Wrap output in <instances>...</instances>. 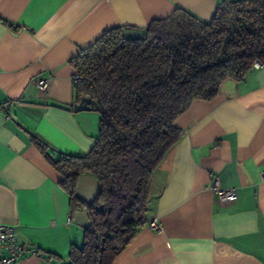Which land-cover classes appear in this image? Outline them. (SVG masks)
<instances>
[{
    "label": "crops",
    "instance_id": "crops-1",
    "mask_svg": "<svg viewBox=\"0 0 264 264\" xmlns=\"http://www.w3.org/2000/svg\"><path fill=\"white\" fill-rule=\"evenodd\" d=\"M222 1L0 0V223L23 246L12 264H67L89 223L86 211L69 214L60 174L31 140L74 155L98 137V112L73 110L71 59L106 30L126 26V38H143L176 9L207 22ZM173 125L181 137L153 172L147 222L112 264H264V67L227 78ZM215 180L236 197L220 201ZM97 189L94 176L79 177L80 199L91 202Z\"/></svg>",
    "mask_w": 264,
    "mask_h": 264
},
{
    "label": "trees",
    "instance_id": "trees-1",
    "mask_svg": "<svg viewBox=\"0 0 264 264\" xmlns=\"http://www.w3.org/2000/svg\"><path fill=\"white\" fill-rule=\"evenodd\" d=\"M127 28L104 31L70 61L75 101L98 103L92 148L47 152L31 137L61 176L69 214H88L67 264H112L147 222L153 172L181 137L174 120L193 100L212 99L227 78L242 81L255 65L264 67V0H223L207 22L176 9L152 20L143 38H126ZM82 174L98 182L91 202L77 195Z\"/></svg>",
    "mask_w": 264,
    "mask_h": 264
},
{
    "label": "built area",
    "instance_id": "built-area-1",
    "mask_svg": "<svg viewBox=\"0 0 264 264\" xmlns=\"http://www.w3.org/2000/svg\"><path fill=\"white\" fill-rule=\"evenodd\" d=\"M78 76L75 75L74 78ZM37 87L40 91L47 88V80L40 78L37 81ZM210 191L222 202L231 201L236 197V191L232 187H221L215 180L209 187ZM148 226L155 230H160V225L151 220ZM23 253V246L17 241L15 236V227L9 224L0 223V264H12L19 260Z\"/></svg>",
    "mask_w": 264,
    "mask_h": 264
},
{
    "label": "water",
    "instance_id": "water-1",
    "mask_svg": "<svg viewBox=\"0 0 264 264\" xmlns=\"http://www.w3.org/2000/svg\"><path fill=\"white\" fill-rule=\"evenodd\" d=\"M89 109H98V103L91 97L83 96L73 104L74 111L89 110Z\"/></svg>",
    "mask_w": 264,
    "mask_h": 264
}]
</instances>
